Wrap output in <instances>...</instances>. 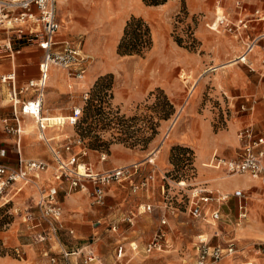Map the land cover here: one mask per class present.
<instances>
[{
  "label": "rangeland",
  "instance_id": "374dc122",
  "mask_svg": "<svg viewBox=\"0 0 264 264\" xmlns=\"http://www.w3.org/2000/svg\"><path fill=\"white\" fill-rule=\"evenodd\" d=\"M167 1H170L169 4L172 7L167 11H160L162 9L156 8L150 9L151 13L149 12L145 17L134 16L143 18L149 25L151 37L154 33L157 35L160 24L167 20L171 25L168 34L172 39L178 45L186 47L194 53L198 52L194 29L198 25H203L208 30H211L210 25L215 28L217 25L215 18L222 16V14L226 18L227 16H236V12H238L236 11V3L238 1L242 6L247 7L241 13V17L248 16L246 18L251 19L255 8H259L264 14V0ZM199 3H202V6L198 13L189 15L188 8L191 4L200 5ZM218 8H220L219 13H216ZM133 9L136 10V7ZM66 21L69 23L66 24ZM71 21L74 19L72 18ZM125 22L118 29L116 23L109 20L100 21L96 16V21L91 27L72 30L67 28V26L72 25L70 20L63 18L60 34L74 38L81 37L84 52L94 61L99 59L109 61L111 70L96 78L87 92L89 96L87 99H83L84 94L81 91L74 88L69 90L65 86L59 100L55 101L57 103L71 101L73 105L80 108V114L74 123H71L70 120L72 111L71 114L68 113L67 117L61 116L66 114H57L60 115L59 118L62 119L63 124L47 128L45 134L49 138L53 137L52 142H57L59 145L72 139L73 136H79L86 148V155L82 159L91 163L96 170L119 166L112 161L115 158H120L123 152H131L138 156L136 160L142 161L146 155L147 158L152 151H157L155 152L157 155L154 156V166L150 165L151 168L149 169L155 168V180L150 184L148 193L145 192L147 191L145 189L133 192L127 184L114 183L108 187L110 190L101 205L92 202L90 204L89 199L84 195L85 192H78L88 203L86 212L91 215L90 224L92 223V227H94L91 236L78 239L76 235L72 237L71 232H67V236L63 234L65 232H57V236L53 237L52 235L49 236L50 232H42L49 236L42 243L52 240V246L56 248V252L60 247L72 249V247L87 246L86 250L79 251L77 264H84L83 259L88 250L94 252L99 264H194L195 248L199 237L207 238L210 243L215 244H226L227 240L232 239L238 245L236 264L245 259L254 260V264H264V239L256 235H249L248 232L251 226H259L264 229L263 190L256 187L249 189L237 187L231 191H225L229 193L228 198L218 206L220 219L216 221H212L208 213L203 218H192L189 214V194L193 186L198 183L202 184L204 181L211 185L214 179L232 176L222 171L221 168L216 170L211 167L207 156L216 150L217 154L225 158H233L235 152H238V142L235 146L230 147L228 142L219 138L218 135L228 128V122L231 119L242 115V113H237L236 110L231 109L230 106L234 103L235 108H237L243 99L232 98L233 94L230 92H225L219 87L216 88L210 75L204 77V85L201 87L198 85L200 79H197V74L176 68V70H170L172 72L168 75V80L171 84L170 89L172 91L177 90V93L172 95L169 94L172 92L155 88L144 93L128 108L123 109L113 105L111 100L112 89L123 74L122 63H128L127 69H133L132 65L135 61L139 62L143 59L142 62H148L145 58L150 50L144 52L143 55H133V57L117 53V45L122 36ZM217 28L211 31L217 34H235L234 32H227L222 25ZM0 35L4 36V33H0ZM236 36L243 37V35ZM244 39L245 42L248 40ZM85 42H89V52L84 49ZM261 42L262 40H259L257 45L261 46ZM245 64H242V67L247 70L248 77L251 78L252 82L257 83L258 81L254 80L255 72H249L251 69ZM7 73L0 70V97L6 99V103L0 105V128L4 134L7 132L1 119L10 118L12 112L7 97L8 83L1 81V77L6 76ZM16 76V86L21 85L23 81L17 72ZM27 78L29 77H25V79ZM176 96L178 99L174 100ZM241 96L256 99L254 95L248 92H241ZM177 113L179 114L176 122L170 129L168 136L164 137L170 127L172 117ZM53 118L57 117H46L49 125H52L53 122L50 123L48 119ZM20 119L23 127L22 145L25 144V138L31 134L37 141L39 130H37L34 119L28 115H20ZM188 129H191L193 134L190 139H186L184 135ZM173 135H176L178 139H174ZM41 141L47 147L46 143ZM0 142L4 143V141ZM210 142L212 143L211 150ZM164 148L166 149V158L165 165L162 166L158 162V157ZM73 149L77 151L79 147L74 146ZM100 153L106 155L105 160H100ZM197 154L204 158L201 163H197ZM146 158L143 161L146 162ZM49 166L48 168L52 170L51 161ZM141 177L143 176L140 174ZM241 181L242 177L239 176L228 178L222 182L234 185ZM180 182L183 183L179 184ZM163 184L168 195L167 202L163 193H160ZM235 189L243 190L242 198L238 199L234 196L233 190ZM141 194L145 197H141V200L138 199L132 203L133 197ZM147 196H150L149 200L146 199ZM238 200L247 208V216L243 219L238 217ZM144 201L151 204L150 211L142 209L141 203ZM255 202L256 204H253ZM140 206L141 213H139ZM169 206L172 209L168 208ZM252 209L255 210L253 214ZM163 218L166 219L165 224H161ZM20 224V221H15V217L12 218L4 211H0V232H12L13 236L17 237L20 242L22 238H25V243L30 244L27 249L37 255L33 245L39 242L34 240V235L22 232ZM159 229L165 233V243L160 250H154L149 254L145 253L143 251L144 245L151 240ZM3 240L0 237V258L15 261L23 256L19 249L20 246L15 248L7 246ZM117 245H123V252L120 257H117ZM135 246L137 247L133 249L132 247ZM54 257L56 260L54 264H71L68 257L64 258L62 252L61 255L57 253ZM27 264H41V262L37 260V257H34ZM89 264L98 263L94 261Z\"/></svg>",
  "mask_w": 264,
  "mask_h": 264
},
{
  "label": "crops",
  "instance_id": "0c3cea01",
  "mask_svg": "<svg viewBox=\"0 0 264 264\" xmlns=\"http://www.w3.org/2000/svg\"><path fill=\"white\" fill-rule=\"evenodd\" d=\"M55 1L57 19H60L62 22L64 17L70 20V24L72 25L67 26V28H71L72 30H77V28L87 29L91 27L96 21V16L100 19V21L109 20L116 23L118 29H120L123 26L124 22L131 15L145 17L149 12L151 13L150 9L159 8L162 9L160 11H167V9L169 10L171 7V4H169L170 1H166L165 3L159 5H145L142 0ZM201 1L203 2V0ZM199 4L200 5L191 4L190 8H188L189 15H194L195 13H198L200 7L202 6V3ZM134 7H136V10L133 9ZM219 9L220 8H218L216 13H219ZM229 9L231 10V8ZM246 9L247 7L245 5L243 6L242 11H240L236 7V11H238L236 12V16H227V18H229L228 20L235 21L236 18L241 17V13ZM246 17L248 16H244V18ZM72 18L74 19V21H71ZM263 21L250 22L249 27L243 31V37L240 38L236 36V34L231 35L232 33L217 34L211 31L214 30L213 28H211V25L209 26L211 30H208L203 25H198L194 29V37L196 38L198 52L194 53L189 51L186 47L178 45L172 39V37L168 34L169 27H171L170 22L164 20L160 24V28L157 30V35L154 33V35L152 36V46L148 51V55L145 58L148 62H142L144 61L143 59L139 62L135 61L132 65L133 69H127L128 63H122L124 67V71L122 72L123 74L120 76L119 80L116 82V85L112 89L111 100L113 105L119 106L123 109L128 108L139 97H142L144 93L155 88H161L165 92H172L169 93L172 95L177 93V90L174 89L172 91L170 89L171 84L168 80V75L173 70H176V68H180L181 70H186L189 73L197 74V79H200L198 85H201V87L204 85V77L210 75L212 77L213 84L216 88L219 87L225 92H230L231 94H233L232 98L236 97V99H243L237 108H235L234 103L230 106L231 109L236 110L237 113H242V115L231 119L228 122V128L218 135L219 138H222L226 142H228V145H230V147L236 145V143L238 142V132L245 127L251 128L253 132L260 133L263 129L264 123V37L260 39L262 40V45H256L255 50H253L247 55V61H249L247 62V64H245L250 67L251 71L249 72H255L254 75L256 77L254 80H257V83L255 81L252 82L251 78L248 77L247 70L242 67L243 63L238 60V57L243 49V44L245 43L244 38H246L247 40L253 36L264 34ZM68 23L69 22L66 21V24ZM3 37V35H0V39ZM55 38L58 41L62 39H71L77 41L80 40L81 57L85 58L86 60V71L82 79L69 78L64 70L60 68L58 69L57 67H51L49 70L50 78H48L49 83L47 82L48 88L45 92V97L42 105V113L44 117H59L60 115L57 114L60 113L66 114L61 116L67 117L69 115L68 113L71 114L72 109L77 108V106L73 105L72 102L69 100L63 101L62 103H57L55 101L57 99L59 100L61 93L64 92L65 86L69 88V90L71 88H74L75 90L81 91L82 94L87 93L96 78L102 75L103 73L110 71L111 69L109 61L103 59L94 61L88 54L84 52L83 39H81V37L74 38L69 36H62L59 31ZM88 46L89 42H85L84 49L87 52H89ZM42 55L43 51L37 44H24L21 46L19 52L13 58L0 59V70H2L3 72H8L7 75L13 74L15 79L17 77V72L20 76L19 78L22 79L23 84L29 79H36L37 77H39L38 64L42 59ZM131 57H133V55H131ZM171 69L172 71H170ZM27 76L29 78L25 79V77ZM241 92L251 93L252 95H254V98L256 97V99L254 100L248 96H241ZM8 93L9 87L7 97ZM177 99L178 98L176 96L174 100ZM5 101L6 99L4 100L2 99V97H0V105H4V103H6ZM241 106L244 107L243 110L241 109ZM57 124H63V122L54 123L52 125L48 124L45 128V133L47 128L55 126ZM184 135L186 139L192 138L193 134L191 129H188V132L184 133ZM173 137L176 140L178 139L176 135H173ZM36 140L37 141H35L33 134H31L30 136L25 138L24 145H22L21 142V156L26 159H40L49 163L51 161V156L47 147L39 139V136ZM0 141H4V143L0 142V163L14 162L17 157V147L15 146L14 136L8 133L4 134L2 132V129L0 128ZM211 145L212 143L210 142V150ZM165 152L166 149L164 148L163 152L158 157V162L162 166L165 165ZM214 154H217L216 150L213 151L212 154H209L210 156H207L209 158L208 160H211ZM236 154L237 152H235L234 156H236ZM217 156L225 158L224 156H221L219 154H217ZM137 157V155L127 151L123 152L120 158H115L112 163L121 166L133 162H139L141 163L140 169H142L140 170V173L142 176H144L146 172L149 171L151 166L145 161H143L145 158L142 161H138L136 160ZM203 159V156L197 154V163H201ZM215 169L217 170V168ZM239 176L242 177V181L240 183L228 185L227 183L222 182L223 180H226L228 178ZM40 180L42 181V183L46 184H57L52 177V170L50 168L46 172L41 174ZM159 186L158 188H160ZM195 187H201L212 191L216 190V192L223 194H229L225 191H231L232 189L237 187H242L245 189L256 187L260 190H263L264 195V188L261 186V184L258 181L245 175H232L227 176L226 178H217L216 180L214 179V182L211 185L210 183L204 181L202 182V184L198 183L197 185H195ZM109 190L110 189L108 188L106 191V195ZM233 191L235 193L236 191L242 192L243 190L235 189ZM78 192L81 191L68 190L67 184H62V187H60L59 189L58 197L63 210L61 221L64 226V229L60 230L59 232H65L63 234L67 236V232L71 231L72 237H75L76 235L78 239H85L91 236L94 231V227H92V223L90 224L91 215L86 212L88 203L86 202V199ZM145 192L148 193L149 190ZM36 195V188L31 185H26L22 188L20 193L15 196L14 203L22 204L31 198H35ZM84 195H86L87 199H89L91 204L90 196L86 193ZM141 197L145 196H142V194L140 196H134L132 203H135V201L138 199L141 200ZM146 199L149 200L150 196H147ZM238 202V204H240L239 200ZM253 204H256V202ZM146 205L151 204L146 201L141 203L143 210ZM141 206L139 207V213L142 212ZM251 211L253 214L255 210L252 209ZM16 220L21 222L20 218L18 217H15V221ZM20 225L22 228V232H26V234L29 233V235H36L40 233L39 231L41 230V228L27 229V227L22 223ZM248 232L249 235H256L264 239V229L262 227L251 226ZM0 237L4 239L3 241L7 246H12L14 248L20 246L19 249L21 250L23 255L20 259H17L15 261L6 258H0V264H27L28 261H30L34 257H37V260L41 262V264H48L49 256H54L57 253L61 255L62 249L67 250V252H72V254H70L68 257V260L71 261V264H77V255L79 254V251H84L87 249V246H83L81 248L72 247V249H65L64 247H60L56 252V248L52 246V240H49L48 242H39L33 245L35 251L37 252V255H35V253L27 249L30 244L25 243V238H22L20 242L17 237L13 236L12 232H0ZM210 244L214 245L215 243ZM220 245L224 246L225 244ZM235 245L238 251V245ZM118 246L119 245H117L116 250ZM194 260L196 261V248ZM216 264H236V261L235 259L233 260L231 258H227L217 262Z\"/></svg>",
  "mask_w": 264,
  "mask_h": 264
},
{
  "label": "built area",
  "instance_id": "2783aa9c",
  "mask_svg": "<svg viewBox=\"0 0 264 264\" xmlns=\"http://www.w3.org/2000/svg\"><path fill=\"white\" fill-rule=\"evenodd\" d=\"M236 7L242 11L243 6L238 1ZM217 25L214 30L222 25L227 32H234L241 36V32L249 27L250 22L264 20V14L255 9L251 19L238 17L234 22L228 20L223 14L215 18ZM62 21L56 16L55 0H0V33L4 37L0 39V59L13 58L21 46L27 43L37 44L43 51L42 59L38 64L39 77L29 79L20 86H16L13 74L1 77L2 82L9 85L8 98L12 108L11 117L3 118L2 123L5 131L15 138L17 157L12 163H0V209H3L12 218L18 217L27 229L41 228L40 233L34 235V240L42 242L50 235L57 236V232L64 229L60 220L63 210L58 197L62 184H67L68 190L84 191L90 196L94 204H103L106 191L112 184H127L133 192L140 189L148 190L150 184L155 180V168L146 172L140 178L139 162L112 167L103 170H96L91 163L84 161L86 148L83 140L73 137L63 144L53 143V138L45 134L48 125L46 117L42 113V105L45 97V89L51 67H57L66 72L69 78L82 79L85 71V58L81 57V41L62 39L56 40L55 36L62 27ZM214 23V22H213ZM212 23V24H213ZM212 28V26H211ZM264 34L249 38L244 44L238 60L245 64L246 57L253 51L258 41ZM88 94L84 93L83 99ZM243 110L244 107L241 106ZM70 120L74 123L80 114V108H73ZM178 114L172 117L170 127L164 134L168 133ZM20 115L31 116L37 124L38 136L43 140L51 155L52 177L55 184L42 183L41 174L50 167L49 163L40 159H26L21 156V136L23 127ZM238 152L233 158H222L214 154L210 160L211 167L221 168L228 175H245L258 181L264 188V123L260 133L253 132L245 127L238 132ZM74 146L79 150L74 151ZM146 158V163L154 166V153ZM105 154L100 153V160H105ZM180 182L179 184H181ZM26 185L34 186L37 190L35 198H31L22 204H15L14 198ZM161 192L167 202V193L164 184L161 185ZM189 196V214L192 218H203L209 214L211 220L220 219L219 205L224 203L228 194L219 193L201 187H192ZM235 197L242 198L243 193L236 191ZM170 208V206L168 207ZM172 209V207L170 208ZM246 207L239 204L238 217H246ZM151 205H146L144 211H150ZM163 218L161 224H165ZM9 225V223H7ZM50 232L49 236L45 233ZM71 232V231H69ZM48 235V234H47ZM165 233L159 229L155 235L143 247L147 254L154 250H160L165 243ZM224 246L210 244L207 238H200L196 244L195 264H216L224 259H236L237 248L235 242L229 240ZM132 246V244H131ZM137 246L132 247L135 249ZM17 251V250H15ZM123 252V246L117 248V257ZM75 253V252H74ZM72 252L62 250L64 258L69 257ZM55 257L49 256V264L55 263ZM99 260L92 250L86 252L83 263L89 264ZM254 261L245 259L238 264H254Z\"/></svg>",
  "mask_w": 264,
  "mask_h": 264
},
{
  "label": "trees",
  "instance_id": "16d2710c",
  "mask_svg": "<svg viewBox=\"0 0 264 264\" xmlns=\"http://www.w3.org/2000/svg\"><path fill=\"white\" fill-rule=\"evenodd\" d=\"M145 5H159L167 0H142ZM152 46L149 25L141 17L131 15L125 22L122 36L117 45L120 55H143ZM3 211V209H0Z\"/></svg>",
  "mask_w": 264,
  "mask_h": 264
},
{
  "label": "bare ground",
  "instance_id": "6f19581e",
  "mask_svg": "<svg viewBox=\"0 0 264 264\" xmlns=\"http://www.w3.org/2000/svg\"><path fill=\"white\" fill-rule=\"evenodd\" d=\"M246 61H247V57H246ZM247 62H248V61H247ZM48 120H49L50 123L53 122V124H54V123H58V122H59V123H62V119L59 118V117H57V118H55V119H54V118H53V119H48ZM60 125H61V124H60ZM156 155H157V153H156ZM154 156H155V153H154L153 157H154ZM182 183H183V182H182ZM210 219H211V218H210ZM212 221H213V220H212Z\"/></svg>",
  "mask_w": 264,
  "mask_h": 264
}]
</instances>
